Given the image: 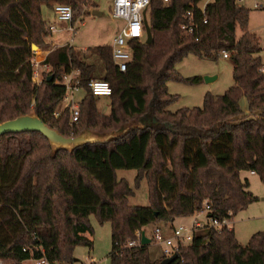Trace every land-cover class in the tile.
<instances>
[{
    "label": "trees",
    "instance_id": "1",
    "mask_svg": "<svg viewBox=\"0 0 264 264\" xmlns=\"http://www.w3.org/2000/svg\"><path fill=\"white\" fill-rule=\"evenodd\" d=\"M199 1L149 0L151 40L129 39L124 71L112 58L111 44L90 46L88 54L63 44L46 53L50 68L36 83L32 44L49 46L41 4L69 3L74 9L90 0H0V121L34 111L70 136L146 119L121 136L71 150H52L37 130L0 134V264H43L36 262L41 258L74 264L77 245L93 246L91 215L110 223V264H264V230L242 243L233 227L205 224L170 258L152 256L150 242L138 243L146 225L169 230L176 217L193 214L204 201L206 215L231 221L257 199L240 172L253 170L264 182V57L259 36L248 27L249 8L239 0H212L203 7ZM187 11L196 32L179 26ZM221 50L233 59V83L220 94L206 92L201 106L169 109L177 95L168 91V80H200L180 74L175 63L189 53L216 58ZM91 54L103 62L98 77ZM75 69L73 80L77 76L85 92L71 121L70 106L60 105L63 75ZM90 78L110 83L109 112L99 110L100 94L90 90ZM118 168H135L133 185L117 177ZM143 178L148 204L129 203ZM150 236L152 241V230ZM130 240L137 243L128 245Z\"/></svg>",
    "mask_w": 264,
    "mask_h": 264
},
{
    "label": "rangeland",
    "instance_id": "2",
    "mask_svg": "<svg viewBox=\"0 0 264 264\" xmlns=\"http://www.w3.org/2000/svg\"><path fill=\"white\" fill-rule=\"evenodd\" d=\"M239 2L249 8L248 27L259 36L264 57V0H240ZM80 5L74 8V19L75 17L77 18L73 21L74 28L67 32L69 39L71 37L72 39L74 38V49L88 54L90 53V51H88V47L90 46L103 43L112 44L113 37L121 25V20L112 17L110 14L112 0H90L89 5ZM51 7L53 6L50 4H41V9L51 10ZM94 9H96L99 14L93 13ZM83 21L84 23L82 24ZM83 45H85L86 48H83ZM41 49L42 48L39 47L32 49L33 55H37ZM88 60L95 64L93 75L98 77L103 72V62L95 54H91ZM232 67L233 59L230 55L223 56L222 50L219 51L216 58L200 57L192 53L187 54L180 61L175 63V68L183 76L199 75L200 80L197 82L168 80V91L177 95L176 99L168 105V108L175 110L182 106H201L203 95L206 92L209 91L213 94L224 92V90L233 83ZM84 92V89L81 87H78L72 93L71 90H67V96H64L60 106L77 103ZM241 102L244 109H246V100L242 99ZM97 105L101 112H109V97L105 95L98 96ZM145 120L146 119H144V121ZM110 130L95 131L104 132ZM116 174L118 178L124 177L133 185L136 170L135 168H118ZM240 175L242 178H248V188L257 195V199L248 204L246 208L239 210L233 220L229 221L228 226L234 227L237 239L245 243L253 232L264 230V182L259 179L257 174H250L247 170H242ZM147 187L146 179L143 178L140 185L134 188V193L128 197L129 203L140 205L148 204ZM204 216V214L203 216H199V219H205ZM90 219L94 228V233L92 234L93 246L89 248L86 245H77L75 248V255L83 259L85 256L93 255L94 261L92 264H110L108 257V251L111 248L110 223L108 221L100 223L96 220L94 215H91ZM190 219V215L179 216L174 219L173 224L189 223ZM151 228V224L144 227L148 235H151ZM149 238L151 239V236H149ZM149 242L151 255H159L162 252L163 244L154 240ZM34 262L35 261L32 259L23 261L24 264ZM76 264H89V261H77Z\"/></svg>",
    "mask_w": 264,
    "mask_h": 264
},
{
    "label": "built area",
    "instance_id": "3",
    "mask_svg": "<svg viewBox=\"0 0 264 264\" xmlns=\"http://www.w3.org/2000/svg\"><path fill=\"white\" fill-rule=\"evenodd\" d=\"M149 0H112L111 15L113 17L121 18L124 24L120 28L119 32L114 36L111 44L112 58L117 64L118 68L122 71L126 69L127 62L131 58V52L129 47V39L135 37L145 36L144 27V14L143 10L146 9ZM54 12L58 18L65 19L69 22V28L73 29V9L69 3L58 2L53 6ZM188 19L179 24L180 28L185 32H196L198 28L197 22L192 18V12L187 11ZM206 22V19H203ZM46 28L50 31L54 29L53 24H46ZM223 56H228L227 52L222 50ZM31 63L33 65L32 80L36 83L40 80V74L42 70H48L50 65L38 58L37 55L31 57ZM264 71V66L261 68ZM77 69L68 72L63 75L62 83L65 85L67 96V90H71V93L79 87L77 76ZM88 86L94 94L106 95L111 92V85L106 79L102 78H90ZM71 104V103H70ZM69 105V104H68ZM72 111L71 121L77 120L78 116V102L69 105ZM57 115L58 112H55ZM253 172V170H252ZM209 205L206 201L203 202L200 209L196 210L190 215L191 219L189 223H178L173 225L169 230H164L159 225L152 227L153 240L162 243V253L169 258L177 250L180 244L190 242L193 238L194 232L201 226L208 224L214 227H220L221 225H228L229 220L222 218L221 220L212 215H206L209 210ZM205 215V219H199V216ZM139 236L138 243H140V231L137 233ZM136 240L128 241V245L136 244ZM36 262L48 264L45 258H41ZM66 264V263H61Z\"/></svg>",
    "mask_w": 264,
    "mask_h": 264
},
{
    "label": "water",
    "instance_id": "4",
    "mask_svg": "<svg viewBox=\"0 0 264 264\" xmlns=\"http://www.w3.org/2000/svg\"><path fill=\"white\" fill-rule=\"evenodd\" d=\"M145 11L146 9L143 10L145 36L146 40L150 41L151 30L145 18ZM95 12L98 13L97 10H93V13ZM35 47L37 46L33 43L32 49H34ZM144 119L145 118L143 116V118H141L140 120L141 123H133L128 126L118 127L110 131L98 132L95 130H91L90 128H83L75 135L66 136L60 133L55 127H52L45 123L34 111H31L28 113H20L13 118L0 121V134L4 132L37 130L48 138L52 150H56L58 148H67L71 150L73 147L81 143L108 141L110 139L121 136L131 128L142 125L144 123ZM149 241L150 238L146 236L144 229H141L140 243H147ZM164 263L165 260L161 262V264Z\"/></svg>",
    "mask_w": 264,
    "mask_h": 264
},
{
    "label": "crops",
    "instance_id": "5",
    "mask_svg": "<svg viewBox=\"0 0 264 264\" xmlns=\"http://www.w3.org/2000/svg\"><path fill=\"white\" fill-rule=\"evenodd\" d=\"M212 1V0H205V1H199V6L203 7L205 5V3ZM240 1V0H239ZM261 5V4H260ZM246 6V5H245ZM259 6V5H257ZM42 10V16L44 18V20L48 23V24H53L54 29L50 30L47 36V41L49 43V46L46 49H41L39 51V53L37 54L38 58L44 59L46 53L52 49L54 46H59V45H63V44H69V45H75L74 44V38L72 39V37L69 39V36H67V32H69V30H71V28H69V22L65 19L62 18H58L54 12L53 7H51V10L49 9H41ZM96 10V9H94ZM96 13V12H95ZM99 14V12H98ZM111 14V11H110ZM73 15L75 16V10L73 9ZM112 16V15H111ZM113 17V16H112ZM117 18V17H114ZM77 18L75 17V19L73 21H75ZM121 20V25L120 28L122 27V25L124 24V21L121 18H118ZM84 23V21L82 22V24ZM120 28L118 29L117 33L119 32ZM116 33V34H117ZM115 34V35H116ZM114 35V36H115ZM114 38V37H113ZM103 44H107V43H103ZM97 45V44H96ZM83 48H86L85 45L82 46ZM262 47V46H261ZM263 49V48H262ZM261 54L263 55V51L261 50ZM66 104H64L63 106H65ZM62 106V107H63ZM250 174H256L255 172H252L251 170L249 171ZM246 208V207H245ZM244 209V208H243ZM233 220V219H232ZM234 231L235 228L233 227ZM152 230V228H151ZM150 230V232H151ZM145 231V230H144ZM146 236H150L146 233ZM151 241V240H150ZM88 258V259H85ZM85 258H79L78 256L75 255V260H74V264L77 263V261H81L83 262L84 260H88L89 264H92L94 261V256L90 255V256H85Z\"/></svg>",
    "mask_w": 264,
    "mask_h": 264
}]
</instances>
